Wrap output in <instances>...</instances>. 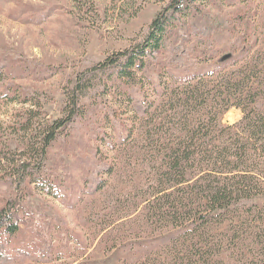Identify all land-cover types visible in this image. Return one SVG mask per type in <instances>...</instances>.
Returning a JSON list of instances; mask_svg holds the SVG:
<instances>
[{"label": "rangeland", "instance_id": "1", "mask_svg": "<svg viewBox=\"0 0 264 264\" xmlns=\"http://www.w3.org/2000/svg\"><path fill=\"white\" fill-rule=\"evenodd\" d=\"M167 2L0 0V148L18 156L20 150L14 149L22 136L15 137L13 130L28 108L41 109L42 126L65 116V92L76 74L140 40ZM196 8L166 41L170 48L185 38L183 66L173 70V53L164 52L160 59L171 64L166 69L205 73L246 58L258 63L256 86L264 88V0H206ZM208 56L211 61L204 62ZM24 98L30 100L23 103ZM82 102L88 107L85 115L50 145L42 172L63 188L62 198L31 186L17 190L0 172V208L15 201L22 210L19 231L0 264H175L177 256L190 262L193 248L161 244L160 223L145 218L153 166L146 155L156 158L157 151L142 147L141 132L115 150L102 147L100 137L111 134L102 130L106 116L113 117L110 108L95 107L88 98ZM258 105L264 109L262 98ZM241 117V110L231 107L220 123L231 125ZM107 162L114 170L101 181ZM97 182L104 185L99 188ZM253 203L257 212L233 213L232 223L213 224L210 264H264V194Z\"/></svg>", "mask_w": 264, "mask_h": 264}, {"label": "trees", "instance_id": "2", "mask_svg": "<svg viewBox=\"0 0 264 264\" xmlns=\"http://www.w3.org/2000/svg\"><path fill=\"white\" fill-rule=\"evenodd\" d=\"M204 1L168 0L140 40L78 72L73 86L65 92L62 118L42 126L37 121L40 108H28L20 115L13 130L15 137L22 136L14 149L20 150L18 156L15 158L6 146L0 148L1 159L7 163L0 164V172L15 189L31 186L62 198L63 188L43 177L48 149L85 115L88 107L82 99L88 98L95 107L103 103L113 117L109 121L105 118L102 130H111V134L100 137L102 147L115 150L141 132L137 141H142V147L157 151L156 158L146 155L153 166L148 179L152 191L144 211L147 221L160 223L159 242L193 248L190 262L177 256L175 264H210L215 255L210 252L213 224L232 223L233 213H253L254 198L264 194V109L255 106L259 98L264 102V88L256 86L258 63L246 58L218 64L205 73L175 74L166 69L176 63L173 70H178L186 55L181 46L185 38L170 48L166 41L191 17L196 4ZM164 52L173 53L170 63L160 59ZM211 57L203 61L209 62ZM231 107L239 108L242 117L234 124H221L220 116ZM256 152L259 158L253 157ZM113 170L107 162L100 180ZM97 183L99 188L104 185ZM248 203L249 212L245 208ZM21 211L15 201L0 208V259H7L3 251L19 231Z\"/></svg>", "mask_w": 264, "mask_h": 264}]
</instances>
